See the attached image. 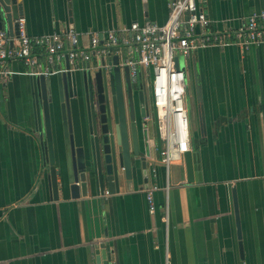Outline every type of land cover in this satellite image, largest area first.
Masks as SVG:
<instances>
[{
  "label": "crops",
  "instance_id": "1",
  "mask_svg": "<svg viewBox=\"0 0 264 264\" xmlns=\"http://www.w3.org/2000/svg\"><path fill=\"white\" fill-rule=\"evenodd\" d=\"M171 1L21 4L28 36L58 33L65 39L73 30L89 52L93 34L101 44L109 32L130 40L133 22L163 25ZM204 11L210 32L219 34L223 45L198 49L184 59L191 147L198 156L191 182L182 158L161 162L152 116L147 137L140 135L141 150H149L146 185L138 175L129 189L123 186L103 202L72 200L60 191L52 199L28 81L35 68L46 72L45 52H32L36 66L6 62L10 75L0 82V264H96L101 243L108 264H264V43L241 45L237 36L246 41L248 17L264 11V0H205ZM119 51L121 61L138 56L134 44ZM94 60L90 53L89 61ZM58 65L64 67L65 58L53 66ZM146 74L141 68L138 81L145 84ZM53 113L55 162L62 163L61 128Z\"/></svg>",
  "mask_w": 264,
  "mask_h": 264
},
{
  "label": "water",
  "instance_id": "2",
  "mask_svg": "<svg viewBox=\"0 0 264 264\" xmlns=\"http://www.w3.org/2000/svg\"><path fill=\"white\" fill-rule=\"evenodd\" d=\"M0 14V30L17 36L16 20L23 14L21 0H0ZM121 62L118 55L110 53L95 57L93 63L73 65L65 58L64 67L52 66L49 73L35 68L28 78L34 127L54 200L60 191L72 200L95 197L103 202L105 191L119 194L123 186L129 189L138 175L144 185L147 183L149 150L143 152L140 141L141 133L147 137L150 116L144 83L131 81L128 67ZM174 65L185 70L184 58L176 57ZM193 78L197 85L196 72ZM52 113L60 123L62 163L55 162ZM192 151L191 147L182 155L189 182L198 169V156ZM236 220L239 227L237 213ZM241 246L239 243L240 253ZM106 254L107 247L101 243L95 250L96 264H108Z\"/></svg>",
  "mask_w": 264,
  "mask_h": 264
},
{
  "label": "built area",
  "instance_id": "3",
  "mask_svg": "<svg viewBox=\"0 0 264 264\" xmlns=\"http://www.w3.org/2000/svg\"><path fill=\"white\" fill-rule=\"evenodd\" d=\"M205 0H172L169 13L163 25L150 22L130 24L128 31L130 40L114 32L100 44L96 34L90 36L89 52L80 47L77 34L73 30L64 34L58 33L37 37L26 34L25 20H16L18 35L10 37L7 32L0 31V82H7L10 75L5 68L9 60H19L28 66H36L31 56L35 49L45 52L46 72L49 73L56 61L68 58L70 64L90 60V53L95 57L107 53L119 55L120 46L135 45L137 57H127L121 62L128 67L131 81H137L140 69L146 70L145 85L149 89V100L156 132L162 144L161 162L168 165L171 161L182 158L183 153L191 150V127L187 107V72L177 69L174 65L176 57L185 60L202 48L222 46L219 34L210 32L211 20L204 11ZM264 43V11L248 17L246 25V41ZM65 42L68 48H65ZM10 45H12L10 47ZM105 191L104 196H107ZM148 212H154L150 195L146 197ZM166 264H170L169 260Z\"/></svg>",
  "mask_w": 264,
  "mask_h": 264
},
{
  "label": "flooded vegetation",
  "instance_id": "4",
  "mask_svg": "<svg viewBox=\"0 0 264 264\" xmlns=\"http://www.w3.org/2000/svg\"><path fill=\"white\" fill-rule=\"evenodd\" d=\"M146 85L144 84L143 85V89H145L146 87H145ZM144 101H145V104H146V109H148V112L151 114V112H152V109H151V106H150V103L148 102V100L146 99V93H145V91H144Z\"/></svg>",
  "mask_w": 264,
  "mask_h": 264
},
{
  "label": "rangeland",
  "instance_id": "5",
  "mask_svg": "<svg viewBox=\"0 0 264 264\" xmlns=\"http://www.w3.org/2000/svg\"><path fill=\"white\" fill-rule=\"evenodd\" d=\"M146 87V86H145ZM145 91H146V99L148 100V102L150 103V100H149V89H148V87H146L145 88ZM188 108H189V111H190V109H191V107H190V104L188 105ZM191 136H193V132H192V129H191Z\"/></svg>",
  "mask_w": 264,
  "mask_h": 264
}]
</instances>
